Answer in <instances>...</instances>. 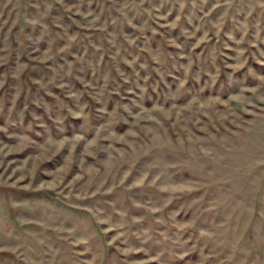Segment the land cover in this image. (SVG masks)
<instances>
[{
    "label": "rangeland",
    "instance_id": "374dc122",
    "mask_svg": "<svg viewBox=\"0 0 264 264\" xmlns=\"http://www.w3.org/2000/svg\"><path fill=\"white\" fill-rule=\"evenodd\" d=\"M0 264H264V0H0Z\"/></svg>",
    "mask_w": 264,
    "mask_h": 264
}]
</instances>
